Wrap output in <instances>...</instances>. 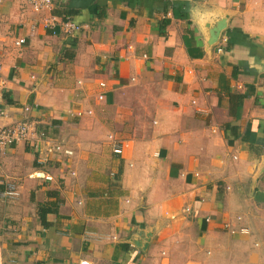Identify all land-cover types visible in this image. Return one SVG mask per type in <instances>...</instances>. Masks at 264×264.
Wrapping results in <instances>:
<instances>
[{
  "label": "crops",
  "instance_id": "1",
  "mask_svg": "<svg viewBox=\"0 0 264 264\" xmlns=\"http://www.w3.org/2000/svg\"><path fill=\"white\" fill-rule=\"evenodd\" d=\"M52 3L0 1L5 122L36 128L0 152V264H264V0Z\"/></svg>",
  "mask_w": 264,
  "mask_h": 264
},
{
  "label": "built area",
  "instance_id": "2",
  "mask_svg": "<svg viewBox=\"0 0 264 264\" xmlns=\"http://www.w3.org/2000/svg\"><path fill=\"white\" fill-rule=\"evenodd\" d=\"M1 1V0H0ZM29 6L31 9L37 13L42 11H51L53 7L52 0H27ZM53 18H48L44 20V26L50 27L51 21H53ZM79 26L70 21L66 20L63 23V30L66 34H72L78 30ZM24 43V39H18L15 41V45L19 46ZM99 86L103 88L105 86L104 83H99ZM5 88V81L2 78L1 75V67H0V152H3L4 150L8 149L11 146L17 145L19 143H25V144H33L34 143V136L36 135V128L35 124L28 120L16 122V123H6L5 120L8 118V115L5 111V109L2 108V92ZM98 99H103V94L98 95ZM28 108H25V111H27ZM91 112L88 111L87 114H90ZM79 116H81V113H78ZM41 139H44V135L41 133L39 135ZM45 140V139H44ZM109 140L111 142V145L113 147V152L116 155H120L122 153V144H120L118 141H116L112 136H109ZM45 151L47 154H56V153H63L70 157L73 152L71 150H63L62 146L60 144H54L48 140H45ZM33 177L38 179H43L46 181H51L53 178L52 176L43 173V172H36L32 174ZM13 196H16V190L14 186L6 187V189L1 193L2 198H11ZM188 211V209H186ZM234 233V231H231ZM242 233L246 232L245 230H241ZM80 264H87L86 262H81Z\"/></svg>",
  "mask_w": 264,
  "mask_h": 264
},
{
  "label": "trees",
  "instance_id": "3",
  "mask_svg": "<svg viewBox=\"0 0 264 264\" xmlns=\"http://www.w3.org/2000/svg\"><path fill=\"white\" fill-rule=\"evenodd\" d=\"M71 13V11H69ZM3 187L0 185V193L2 192ZM45 213V212H44ZM44 213L41 215V219L44 221Z\"/></svg>",
  "mask_w": 264,
  "mask_h": 264
},
{
  "label": "water",
  "instance_id": "4",
  "mask_svg": "<svg viewBox=\"0 0 264 264\" xmlns=\"http://www.w3.org/2000/svg\"><path fill=\"white\" fill-rule=\"evenodd\" d=\"M85 5H87V4H85ZM85 5H83L82 7H84ZM76 6H80V4H76Z\"/></svg>",
  "mask_w": 264,
  "mask_h": 264
}]
</instances>
